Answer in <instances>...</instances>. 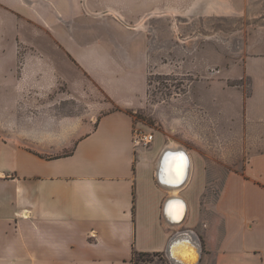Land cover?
<instances>
[{
  "label": "crops",
  "instance_id": "crops-1",
  "mask_svg": "<svg viewBox=\"0 0 264 264\" xmlns=\"http://www.w3.org/2000/svg\"><path fill=\"white\" fill-rule=\"evenodd\" d=\"M52 1L60 9L56 2L69 0ZM103 33L99 25L61 26L56 40L121 108L87 121L39 118L19 142L0 137V264H132L135 251L163 252L170 261L171 240L188 231L199 239L203 264H264V25L244 59L251 90L228 137L239 142L245 165L227 174L209 203L203 151L181 144L192 174L179 190L188 210L179 223L167 212L171 143L157 133L150 145H136L127 110L145 91L141 67L127 63L146 60V42ZM119 45L133 47L135 59L110 48ZM229 154L214 153L213 161Z\"/></svg>",
  "mask_w": 264,
  "mask_h": 264
},
{
  "label": "rangeland",
  "instance_id": "rangeland-1",
  "mask_svg": "<svg viewBox=\"0 0 264 264\" xmlns=\"http://www.w3.org/2000/svg\"><path fill=\"white\" fill-rule=\"evenodd\" d=\"M214 2L69 0L56 2L57 9L52 0H0V137L19 142L23 132L37 130L39 118L87 121L95 112L121 108L67 55V47L57 44L61 26L82 24L90 30L99 25L104 37L146 42L142 61L135 59L133 47H110L126 60L135 59L127 64L140 66L145 76L140 103L127 109L134 116V132L140 128L168 143L187 144L194 154L203 151L205 197L213 202L227 174L245 165L239 142L228 137L237 132L242 97L251 90L244 59L264 25V0ZM64 10L68 13L62 15ZM223 150L229 157L213 161L212 155ZM146 258L133 264H171L166 254Z\"/></svg>",
  "mask_w": 264,
  "mask_h": 264
},
{
  "label": "bare ground",
  "instance_id": "bare-ground-1",
  "mask_svg": "<svg viewBox=\"0 0 264 264\" xmlns=\"http://www.w3.org/2000/svg\"><path fill=\"white\" fill-rule=\"evenodd\" d=\"M168 151H170L171 153L167 157L166 179L170 182V184L173 185H171L170 187L172 189V194L170 201L167 204V212L172 221L179 223L185 219L186 211H188L186 202L180 195L179 190L182 189V187L187 183L192 174V161L190 153L186 150V148L181 146L180 144H176L175 142H173V140L171 146L168 148ZM181 156L184 158L182 168L180 167L181 162L179 160V157ZM196 238L198 239L197 235ZM188 255V258H190L193 263L197 262L198 256H193L192 254Z\"/></svg>",
  "mask_w": 264,
  "mask_h": 264
},
{
  "label": "water",
  "instance_id": "water-1",
  "mask_svg": "<svg viewBox=\"0 0 264 264\" xmlns=\"http://www.w3.org/2000/svg\"><path fill=\"white\" fill-rule=\"evenodd\" d=\"M188 254L198 256L197 262L193 263L188 258ZM167 255L172 264H199L202 258V249L194 232L188 231L173 237L168 246Z\"/></svg>",
  "mask_w": 264,
  "mask_h": 264
},
{
  "label": "built area",
  "instance_id": "built-area-1",
  "mask_svg": "<svg viewBox=\"0 0 264 264\" xmlns=\"http://www.w3.org/2000/svg\"><path fill=\"white\" fill-rule=\"evenodd\" d=\"M155 135L150 132L147 133L143 129L138 128L134 132V143L136 145L148 146L154 140Z\"/></svg>",
  "mask_w": 264,
  "mask_h": 264
},
{
  "label": "trees",
  "instance_id": "trees-1",
  "mask_svg": "<svg viewBox=\"0 0 264 264\" xmlns=\"http://www.w3.org/2000/svg\"><path fill=\"white\" fill-rule=\"evenodd\" d=\"M151 254L159 255V256L165 258V253H163V252L151 253V252H138V251H135L134 254H133V257L131 259V262H132V264L133 263H137L138 260H141V259H144V258H145V260H147L146 257L150 256Z\"/></svg>",
  "mask_w": 264,
  "mask_h": 264
},
{
  "label": "snow or ice",
  "instance_id": "snow-or-ice-1",
  "mask_svg": "<svg viewBox=\"0 0 264 264\" xmlns=\"http://www.w3.org/2000/svg\"><path fill=\"white\" fill-rule=\"evenodd\" d=\"M183 157L181 156V157H179V160H180V162H181V164H180V167L182 168V166H183Z\"/></svg>",
  "mask_w": 264,
  "mask_h": 264
}]
</instances>
